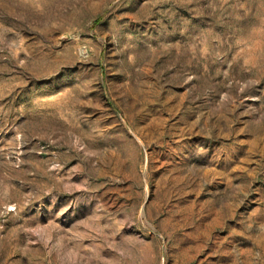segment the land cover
I'll list each match as a JSON object with an SVG mask.
<instances>
[{
    "label": "rangeland",
    "instance_id": "obj_1",
    "mask_svg": "<svg viewBox=\"0 0 264 264\" xmlns=\"http://www.w3.org/2000/svg\"><path fill=\"white\" fill-rule=\"evenodd\" d=\"M0 264H264V0H0Z\"/></svg>",
    "mask_w": 264,
    "mask_h": 264
}]
</instances>
